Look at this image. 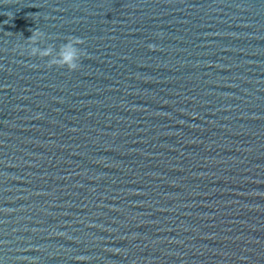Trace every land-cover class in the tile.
<instances>
[{
    "label": "water",
    "instance_id": "95a60500",
    "mask_svg": "<svg viewBox=\"0 0 264 264\" xmlns=\"http://www.w3.org/2000/svg\"><path fill=\"white\" fill-rule=\"evenodd\" d=\"M0 264H264V0H0Z\"/></svg>",
    "mask_w": 264,
    "mask_h": 264
},
{
    "label": "clouds",
    "instance_id": "9594fccd",
    "mask_svg": "<svg viewBox=\"0 0 264 264\" xmlns=\"http://www.w3.org/2000/svg\"><path fill=\"white\" fill-rule=\"evenodd\" d=\"M40 35L41 34L39 32H34V34L28 40L30 42L36 41L37 39H39ZM69 40L72 43H76V44L79 43L78 39L69 38ZM149 47H151V45H149ZM50 51H51L50 48H43L38 50L37 48L32 47L30 49V53L38 54L40 56H51ZM48 62L51 64L65 65L69 69H73L77 66L76 63L69 62L67 58L63 56H51Z\"/></svg>",
    "mask_w": 264,
    "mask_h": 264
}]
</instances>
